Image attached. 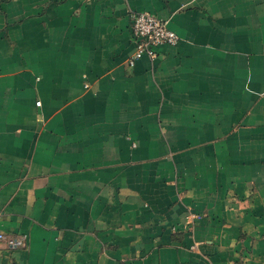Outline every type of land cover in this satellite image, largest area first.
<instances>
[{"label":"crops","instance_id":"0c3cea01","mask_svg":"<svg viewBox=\"0 0 264 264\" xmlns=\"http://www.w3.org/2000/svg\"><path fill=\"white\" fill-rule=\"evenodd\" d=\"M133 11L178 44L131 66ZM0 234V264H264V0H0Z\"/></svg>","mask_w":264,"mask_h":264},{"label":"built area","instance_id":"2783aa9c","mask_svg":"<svg viewBox=\"0 0 264 264\" xmlns=\"http://www.w3.org/2000/svg\"><path fill=\"white\" fill-rule=\"evenodd\" d=\"M132 35L135 42V50L129 59V64L134 66L136 61L144 55L155 58L158 54L157 46L168 44L175 46L180 41V36L169 28L168 22L147 11L131 12ZM40 105V102H38ZM6 236L0 234V239ZM7 242L12 248L27 246V235L7 237Z\"/></svg>","mask_w":264,"mask_h":264}]
</instances>
